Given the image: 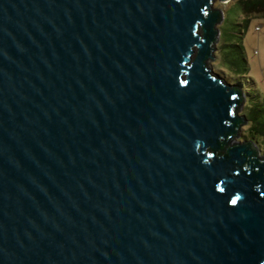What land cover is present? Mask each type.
<instances>
[{
    "label": "water",
    "instance_id": "water-1",
    "mask_svg": "<svg viewBox=\"0 0 264 264\" xmlns=\"http://www.w3.org/2000/svg\"><path fill=\"white\" fill-rule=\"evenodd\" d=\"M218 1L0 0V264H264Z\"/></svg>",
    "mask_w": 264,
    "mask_h": 264
},
{
    "label": "rangeland",
    "instance_id": "rangeland-1",
    "mask_svg": "<svg viewBox=\"0 0 264 264\" xmlns=\"http://www.w3.org/2000/svg\"><path fill=\"white\" fill-rule=\"evenodd\" d=\"M241 1L215 4L224 12L225 18L220 25L215 59L210 66L227 82L243 90L245 102L240 115L248 121L241 127L237 140L254 141L264 155V140L255 137L251 129L254 111L261 112L258 122L264 121V15L243 12Z\"/></svg>",
    "mask_w": 264,
    "mask_h": 264
},
{
    "label": "trees",
    "instance_id": "trees-1",
    "mask_svg": "<svg viewBox=\"0 0 264 264\" xmlns=\"http://www.w3.org/2000/svg\"><path fill=\"white\" fill-rule=\"evenodd\" d=\"M240 6L243 12L247 13H263L264 15V0H242ZM238 70V69H237ZM241 73V69H239ZM261 112L254 111L251 121V129L255 137H261L264 140V121L258 122Z\"/></svg>",
    "mask_w": 264,
    "mask_h": 264
}]
</instances>
